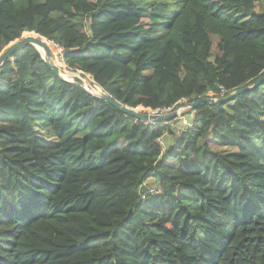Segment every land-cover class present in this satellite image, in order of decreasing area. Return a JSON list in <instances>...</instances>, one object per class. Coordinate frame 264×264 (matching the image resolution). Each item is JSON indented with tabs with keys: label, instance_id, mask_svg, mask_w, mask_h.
Returning <instances> with one entry per match:
<instances>
[{
	"label": "trees",
	"instance_id": "1",
	"mask_svg": "<svg viewBox=\"0 0 264 264\" xmlns=\"http://www.w3.org/2000/svg\"><path fill=\"white\" fill-rule=\"evenodd\" d=\"M28 32L134 108L264 76V0H0V55ZM74 81L31 44L0 66V264H264V81L182 129Z\"/></svg>",
	"mask_w": 264,
	"mask_h": 264
},
{
	"label": "water",
	"instance_id": "2",
	"mask_svg": "<svg viewBox=\"0 0 264 264\" xmlns=\"http://www.w3.org/2000/svg\"><path fill=\"white\" fill-rule=\"evenodd\" d=\"M36 35H38V34H36ZM28 44L34 45L40 52H41V50L39 49L38 45L43 46L45 51H46V54L43 55L42 52H41V54H42L43 58L45 59V61L49 64V66L54 70L56 75H58L60 78H62L64 80L75 82L74 79H67L60 74L59 66L56 63L51 61L52 49L50 46V42L42 36L37 37L34 35H27V36H23L22 38L17 39L16 41L9 44L6 47V49L0 55V66H2L4 64V62H6L10 57H12V55L17 50H19L20 48H22L23 46H26ZM76 75H79L83 79L84 78L87 79V77L83 76L81 72H78ZM263 81H264V76L259 78L252 86H247V87H244L242 89H238V90L231 92L227 96L220 98V99L213 98V97L209 96V97H202V98H200V99H198L192 103H185V104H187L191 108V107L198 106L201 102L214 103V102H217L219 100H223V101L224 100H231V99H234L235 97H237L239 94L250 91L251 89H253L257 85L261 84ZM80 85H82L85 89H87L89 91V93H91V94H93V95H95V96H97V97H99L105 101L111 102L114 106H116V107H118V108L132 114L133 116L144 120V121L152 122L155 120L172 119L174 117H177V111H173L172 113L168 112V113H153V114L147 113V112H141L137 108L121 105L119 102H117L113 98L107 96L106 94L96 93V89L93 87V85L91 83L89 86H86V84L83 82L80 83ZM95 87H98V86H95ZM99 89L101 90V88H99Z\"/></svg>",
	"mask_w": 264,
	"mask_h": 264
},
{
	"label": "rangeland",
	"instance_id": "3",
	"mask_svg": "<svg viewBox=\"0 0 264 264\" xmlns=\"http://www.w3.org/2000/svg\"><path fill=\"white\" fill-rule=\"evenodd\" d=\"M27 35H34V36L39 37L38 35H36L33 32H28V34L27 33L26 34L25 33L23 34V36H27ZM51 44H53V43L51 42ZM53 45L55 46V48L57 50V53H59V59H61V49L58 48L55 44H53ZM53 56L54 55L52 54V58H51V61L52 62H53ZM66 71H68V70L66 69ZM68 72L70 74V78H68V79H75L77 77V78L81 79L82 82L86 84V86H89L90 83H92V79H91L90 76H88L87 79H85V78L83 79L79 75H76L78 72H73V71H68ZM93 87L96 89V93H98V94L99 93H103L102 89L100 90L98 87H95L94 85H93ZM211 96H213V94H211ZM185 103H188V102L187 101H182V102H180L179 105H177L176 107H174L173 109H170L168 111L169 113H172L173 111H177V117L172 118V121H171L172 122V125L176 129H182V128L186 127L188 125V121L190 122V120L192 118V114L190 113V107L187 104H185ZM137 109L139 111H141V112H147V113H151V114L158 113V112H155V111H153V110H151L149 108H145V107H142V106L138 107ZM185 121H187V122H185ZM38 131L40 132V134L44 138H46L48 140V142L50 144H53L55 142V138L51 134H48L45 129H39ZM212 149L213 150H216V151L226 150V149H223L221 146H219L216 143H214L212 145ZM152 184H154V181L152 182Z\"/></svg>",
	"mask_w": 264,
	"mask_h": 264
},
{
	"label": "bare ground",
	"instance_id": "4",
	"mask_svg": "<svg viewBox=\"0 0 264 264\" xmlns=\"http://www.w3.org/2000/svg\"><path fill=\"white\" fill-rule=\"evenodd\" d=\"M50 46H51V49H52V54L54 55L53 56V62L56 63L59 66L60 74L63 77H65V78H67V77L70 78V74L66 71L67 68L64 67L65 63L61 59H59V53H57V50H56L55 46L53 44H51V43H50ZM38 47L41 50L42 54L45 55L46 51H45L44 47L41 46V45H38ZM53 50H54V52H53Z\"/></svg>",
	"mask_w": 264,
	"mask_h": 264
},
{
	"label": "built area",
	"instance_id": "5",
	"mask_svg": "<svg viewBox=\"0 0 264 264\" xmlns=\"http://www.w3.org/2000/svg\"><path fill=\"white\" fill-rule=\"evenodd\" d=\"M169 110H170V108H165V109L156 110V111L154 110V111L158 112V113H168ZM185 122H187V121H185ZM189 125H190V123H189ZM159 141H160L161 144H163V140L162 139H160Z\"/></svg>",
	"mask_w": 264,
	"mask_h": 264
}]
</instances>
